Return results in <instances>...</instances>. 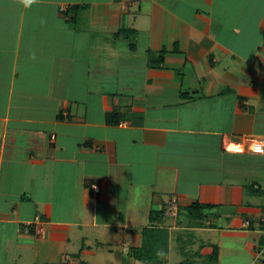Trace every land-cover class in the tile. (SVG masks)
<instances>
[{"label":"crops","instance_id":"0c3cea01","mask_svg":"<svg viewBox=\"0 0 264 264\" xmlns=\"http://www.w3.org/2000/svg\"><path fill=\"white\" fill-rule=\"evenodd\" d=\"M246 137L264 0H0V264H141L150 226L166 264H264Z\"/></svg>","mask_w":264,"mask_h":264},{"label":"trees","instance_id":"16d2710c","mask_svg":"<svg viewBox=\"0 0 264 264\" xmlns=\"http://www.w3.org/2000/svg\"><path fill=\"white\" fill-rule=\"evenodd\" d=\"M141 238L140 247L131 252L133 259L141 264H166L168 253L167 231L152 226L146 227L142 230ZM217 256L218 252L215 249L209 259L216 260ZM73 260V263L70 264H85L80 261L78 255L73 256Z\"/></svg>","mask_w":264,"mask_h":264},{"label":"built area","instance_id":"2783aa9c","mask_svg":"<svg viewBox=\"0 0 264 264\" xmlns=\"http://www.w3.org/2000/svg\"><path fill=\"white\" fill-rule=\"evenodd\" d=\"M244 141L249 144L250 146V150L253 154H256V155H264V137H246L244 139ZM94 190L95 193H98L99 192V189L97 186H93L92 188ZM177 213V209H176V206L174 205V203L172 201H170L166 206H165V209H164V214L167 215V216H175ZM264 222V221H263ZM40 223V220L39 218H35L34 222L31 223V224H26L24 226V233L25 234H28L29 233V230H30V227L32 225H38ZM42 232L41 228H37V233H40Z\"/></svg>","mask_w":264,"mask_h":264},{"label":"rangeland","instance_id":"374dc122","mask_svg":"<svg viewBox=\"0 0 264 264\" xmlns=\"http://www.w3.org/2000/svg\"><path fill=\"white\" fill-rule=\"evenodd\" d=\"M76 246H78V244H76ZM80 250H81V249H80ZM80 250H79V251H80ZM175 253H176V254H175ZM175 253L172 252V254H171V258H170L173 262H179L180 260L183 259V258L181 259V257L179 256V255H180L179 253H177V252H175ZM76 254H78V252H76ZM174 255H175V256L177 255V257H175ZM184 260H187V258H184Z\"/></svg>","mask_w":264,"mask_h":264}]
</instances>
